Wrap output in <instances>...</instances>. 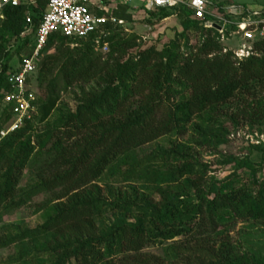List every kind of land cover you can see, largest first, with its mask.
Returning a JSON list of instances; mask_svg holds the SVG:
<instances>
[{"label":"trees","instance_id":"obj_1","mask_svg":"<svg viewBox=\"0 0 264 264\" xmlns=\"http://www.w3.org/2000/svg\"><path fill=\"white\" fill-rule=\"evenodd\" d=\"M48 1L4 9L0 96L10 90L7 74L19 68L12 61V43H19L17 52L28 48L19 61L31 53ZM126 9L112 15L130 20ZM146 13L156 20L181 15L179 37L201 32L205 38L186 53L178 40L160 50L141 48L138 37L121 35L110 21L83 39L60 32L49 36L39 68L29 78L42 92L36 110L19 129L0 138V213L43 192L54 196L44 205L42 224L0 238V246L21 243L18 259L28 257L34 264H264V246L245 248L230 234L237 219L264 222V184L207 185L185 142L162 156H137L139 147L171 133L184 134L193 123L198 142L224 144L227 132L218 113L233 99L240 103L235 113L264 120V101L255 95L264 86V38L254 40L253 54L240 59L225 49L216 29L204 27L186 7ZM100 36L101 45L109 44L105 55L96 51ZM51 48L55 50L48 52ZM90 82L97 87L82 88L74 110L60 111L50 121L63 88ZM11 107L7 104L0 112V130L12 118ZM36 117L44 124L39 133ZM36 154L44 159L34 183L23 187L21 177ZM171 156L180 164L166 171L154 166ZM109 172L121 181L154 184L159 197L136 193L130 199H109L97 184ZM110 212L113 220H107ZM165 243L174 254L171 260L144 252Z\"/></svg>","mask_w":264,"mask_h":264},{"label":"rangeland","instance_id":"obj_2","mask_svg":"<svg viewBox=\"0 0 264 264\" xmlns=\"http://www.w3.org/2000/svg\"><path fill=\"white\" fill-rule=\"evenodd\" d=\"M30 2L33 0H29ZM215 3L224 2V4H240V5H254L260 4L264 0H211ZM117 8L126 7V13L131 15V19H117L113 22V30L119 32L125 37L136 36L137 42L141 48L154 46L157 49H162L173 40H178L181 46V51L186 53L196 45L201 43L205 36L201 32H189L184 37L178 35L184 30V21L181 15L173 14L162 20H156L150 17L143 9L135 8L143 4V0H133L132 5H128L123 0H115ZM111 13V12H110ZM31 27V26H30ZM29 27V28H30ZM29 28L25 32L28 34ZM35 37L34 33H30L29 37ZM13 42V41H12ZM253 41L248 43V46L253 47ZM222 45L226 50L237 51L241 48L243 39L238 35L227 36L221 40ZM10 50L14 66L19 67V58L27 53L28 48L23 47L21 51L17 52L18 42L12 43ZM79 45L73 43V46ZM103 46L96 45V51L105 55ZM109 48V44H108ZM55 48H51L48 52H53ZM134 49L131 52H135ZM253 51V48H252ZM237 57V56H236ZM95 82L88 84L77 83L67 89H62L59 94V100L55 110L51 113L49 119L53 120L60 111L74 110L78 105V98L81 89L90 90L96 88ZM33 88L36 89L35 86ZM42 92L37 91L36 97H40ZM256 98L264 101V86L257 90ZM254 95L250 96L248 100H252ZM7 105L4 96H0V112ZM240 106L238 99H233L227 105L223 106L224 113H218L223 118L226 128V142L217 147L208 144H201L198 142L200 136L194 130L195 123L188 127L184 134L171 133L165 135L151 143L145 144L137 149L138 158H145L151 155H161L165 151H170L177 143L185 142L191 146L193 152L194 162L200 165L203 172L204 179L207 185L216 183L219 185L222 182L237 181L247 184H264V120H250L243 118L239 113H235L237 107ZM36 133L41 132L44 124L38 122V117L34 119ZM5 126V125H4ZM3 126V127H4ZM199 137V138H198ZM161 158V157H160ZM44 156L34 155L27 168L24 170L20 180L21 186L32 185L35 180L37 169L41 165ZM180 162L175 156L169 159L161 160L154 163L163 171L171 169L179 165ZM126 169V167L124 168ZM122 178L118 174L113 175L111 172L104 175L97 184L102 188L103 193L112 199L113 197L121 199L133 198L137 193L139 196L151 195L153 198H158L159 194L155 192L154 184H144L142 180L132 179L130 181H121ZM186 183V179L182 180ZM164 184V183H163ZM162 184V185H163ZM166 187L167 185L164 184ZM173 186V184H172ZM146 187V188H145ZM167 187L170 188V185ZM177 190L176 188H170ZM112 193L114 195H112ZM54 194L51 192H43L26 204L17 207L4 209L0 213V238L7 237V235L16 234L23 228H33L42 224L45 219L44 205L53 198ZM107 220H113L114 215L110 212L106 216ZM230 234L232 238L242 244L245 248L258 245L264 246V222L255 220H241L237 219L230 226ZM170 243H165L161 246H153L144 250L151 254L159 255L166 260L174 258V254L169 249ZM21 243H13L7 247L0 246V264H34V261H29V258L23 257L18 259V255L22 250ZM73 264H76L74 261Z\"/></svg>","mask_w":264,"mask_h":264},{"label":"built area","instance_id":"obj_3","mask_svg":"<svg viewBox=\"0 0 264 264\" xmlns=\"http://www.w3.org/2000/svg\"><path fill=\"white\" fill-rule=\"evenodd\" d=\"M123 1L132 5L133 0ZM29 2V0H0V18H4L3 12L7 6L16 7ZM174 7H186L194 18L202 21L204 27L216 29L220 33L221 40L230 35L240 36L243 39L241 48L233 51L240 59L253 54L252 47L248 46V43L264 38L263 4L219 5L211 0H143V4L135 8L151 11ZM114 8H117L115 0L48 1L37 28L35 47L30 54L22 57L18 70L9 72L6 76L10 90L4 98L7 104L12 105V118L0 130V138L19 129L36 110V89L29 82V78L39 68L41 52L49 36L60 32L72 39L86 38L108 21L113 23L117 20L112 15ZM98 12L103 14L100 15ZM107 14H110V17ZM103 36L96 40L98 45L101 44ZM102 46L104 51L109 50L106 42Z\"/></svg>","mask_w":264,"mask_h":264}]
</instances>
